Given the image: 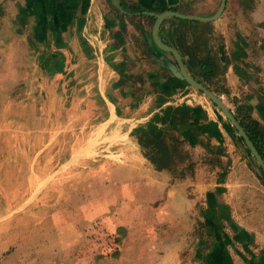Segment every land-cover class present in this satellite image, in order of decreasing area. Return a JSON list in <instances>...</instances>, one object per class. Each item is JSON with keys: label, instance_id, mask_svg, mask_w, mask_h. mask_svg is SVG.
Here are the masks:
<instances>
[{"label": "crops", "instance_id": "0c3cea01", "mask_svg": "<svg viewBox=\"0 0 264 264\" xmlns=\"http://www.w3.org/2000/svg\"><path fill=\"white\" fill-rule=\"evenodd\" d=\"M119 3L122 13L110 0H0V87L8 97L42 72L48 90L62 78L93 104L95 126L59 171L67 182L76 161L95 160L86 173L94 197L110 199L128 264H264V181L253 158L223 114L172 75L173 56L150 38L149 12L210 16L219 0ZM196 21L191 30L165 17L158 38L196 79L188 53L204 55V47L218 65L210 84L264 142V0H225L215 19ZM90 142L98 158L84 153Z\"/></svg>", "mask_w": 264, "mask_h": 264}, {"label": "rangeland", "instance_id": "374dc122", "mask_svg": "<svg viewBox=\"0 0 264 264\" xmlns=\"http://www.w3.org/2000/svg\"><path fill=\"white\" fill-rule=\"evenodd\" d=\"M40 77L8 97L0 87V264H128L110 199L94 197L86 173L95 160L76 161L64 186L49 190L69 147L95 126L96 109L62 78L53 92ZM12 95L20 101L11 103ZM83 147L96 154L94 142Z\"/></svg>", "mask_w": 264, "mask_h": 264}, {"label": "water", "instance_id": "95a60500", "mask_svg": "<svg viewBox=\"0 0 264 264\" xmlns=\"http://www.w3.org/2000/svg\"><path fill=\"white\" fill-rule=\"evenodd\" d=\"M112 6H114L118 12L122 13L124 10L122 9L119 0H110ZM225 0H219V4L215 12L210 16H197L191 14H181L177 11L166 9L162 10L158 13L149 12L151 16H153V21L150 27V38L152 42L157 46L159 49L165 50L166 52L171 53L174 58L175 65L170 64L167 66L168 70L172 73L173 76L178 78L179 80L187 83L193 89L202 93V95L208 99L228 120L230 126L233 129V132L238 136L241 143L244 145L248 155L253 158L254 162V170L259 176H264V161L262 160L260 154L258 153L257 149L253 145L250 138L247 136L246 132L243 130L242 126L235 118L233 113H230L228 108L221 102L216 94L209 90L201 81L193 77L189 74L183 65L182 59L179 53L176 51L175 48L169 46L160 41L158 38V28L163 18L165 17H176L179 19H187V20H199V21H210L215 19L221 12L224 6ZM85 147H83V150Z\"/></svg>", "mask_w": 264, "mask_h": 264}, {"label": "trees", "instance_id": "16d2710c", "mask_svg": "<svg viewBox=\"0 0 264 264\" xmlns=\"http://www.w3.org/2000/svg\"><path fill=\"white\" fill-rule=\"evenodd\" d=\"M179 23L180 24L181 23H187V25H189V28L191 30H194V28H196V26L199 25V23L196 20H187V19H179ZM204 25L205 24H203L202 26H204ZM198 39H199L198 41H196L197 39H191L189 44L193 45L194 41H196V43L204 41L203 38H201V36ZM197 47H198L197 45L192 47L193 50H195V52L199 51L197 49ZM201 49L202 50H200V52L203 51L204 55H199V56H196L194 51L191 52L188 50L189 51V53H188L189 54V61H193V65L197 67L194 75H196L198 80H200L204 85H206L213 92H215V93L220 92L219 90H217L216 88H214L210 84V82L212 81L211 76H214L215 73L217 74V72L215 70H216V68H218V65H216L215 62L211 61L210 57L208 56V52L204 49V47ZM174 111H179V109L178 108L172 109L170 106H167L165 108L166 113L167 112L170 113V112H174ZM234 116L239 121L243 130L246 132L247 136L250 138L253 145L255 146L258 153L260 154L262 160L264 161V142H263L262 132L257 128V126L252 121H250L248 119L244 120L243 118H241L237 111H234ZM142 142H143L142 138L141 139L139 138V143L142 144ZM262 179L264 181L263 175H262Z\"/></svg>", "mask_w": 264, "mask_h": 264}, {"label": "bare ground", "instance_id": "6f19581e", "mask_svg": "<svg viewBox=\"0 0 264 264\" xmlns=\"http://www.w3.org/2000/svg\"><path fill=\"white\" fill-rule=\"evenodd\" d=\"M65 182H66V178H65L64 175L61 174L50 185L49 190H51V191L59 190V189H61L64 186Z\"/></svg>", "mask_w": 264, "mask_h": 264}, {"label": "built area", "instance_id": "2783aa9c", "mask_svg": "<svg viewBox=\"0 0 264 264\" xmlns=\"http://www.w3.org/2000/svg\"><path fill=\"white\" fill-rule=\"evenodd\" d=\"M216 96L218 97V99L221 102H223V104H225V106L228 108L230 113H234L235 108H234L233 104L228 101V98L224 92H218V93H216Z\"/></svg>", "mask_w": 264, "mask_h": 264}]
</instances>
